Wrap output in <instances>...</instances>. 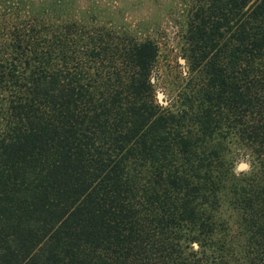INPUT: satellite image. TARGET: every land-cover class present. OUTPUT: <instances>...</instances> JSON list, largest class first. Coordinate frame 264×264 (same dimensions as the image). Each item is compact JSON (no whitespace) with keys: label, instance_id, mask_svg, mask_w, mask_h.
<instances>
[{"label":"trees","instance_id":"obj_1","mask_svg":"<svg viewBox=\"0 0 264 264\" xmlns=\"http://www.w3.org/2000/svg\"><path fill=\"white\" fill-rule=\"evenodd\" d=\"M84 15L0 0V264H264V0H192L174 108L155 43Z\"/></svg>","mask_w":264,"mask_h":264},{"label":"rangeland","instance_id":"obj_2","mask_svg":"<svg viewBox=\"0 0 264 264\" xmlns=\"http://www.w3.org/2000/svg\"><path fill=\"white\" fill-rule=\"evenodd\" d=\"M61 1L69 5L72 12L79 11L85 14L82 22L88 35L92 33L94 27L105 28L116 34L125 30L130 39H151L156 45L155 58L149 72L151 93L154 100L162 103L163 107L174 108L177 105L181 90H185L182 88L189 78V72L195 68L191 66L186 53L183 54L182 38L192 0ZM241 154V150L232 153V166L235 170L247 168L248 157L246 155L242 157ZM217 215V218L227 221L230 232L237 228L235 215L225 204L221 205ZM19 237L18 233L9 231L0 237L1 258L9 259L11 251L16 250L12 246H19ZM235 240L239 241L242 238L238 237ZM191 244L196 248L195 242ZM238 262L234 258L229 264H242ZM34 264L47 263L37 260Z\"/></svg>","mask_w":264,"mask_h":264}]
</instances>
